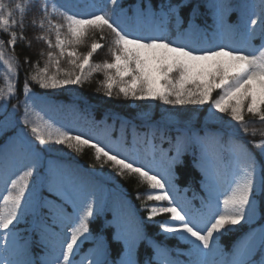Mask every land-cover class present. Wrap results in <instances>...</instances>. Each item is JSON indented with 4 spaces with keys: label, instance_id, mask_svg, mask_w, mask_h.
I'll use <instances>...</instances> for the list:
<instances>
[{
    "label": "snow or ice",
    "instance_id": "6c2138e0",
    "mask_svg": "<svg viewBox=\"0 0 264 264\" xmlns=\"http://www.w3.org/2000/svg\"><path fill=\"white\" fill-rule=\"evenodd\" d=\"M106 2L113 6L111 15L105 8L98 7L95 0H84V10L76 11H69L64 4H50L48 0L43 4L38 0H28L27 4L0 0V33L9 37L7 41L0 38L2 66L6 67L8 74L15 75L18 60L6 51L5 44L14 50L17 41L25 39L22 34L24 16L27 11L35 10L39 20L37 22L34 18L33 26H38L44 33L37 39L49 49L46 65L43 68L37 66L35 74L30 77L41 89L82 86L95 73L102 72L104 79L100 83L104 95L109 98L115 92L117 97L122 95L124 99L160 101L173 108L209 105L207 119L228 125L230 142L236 144L238 156H242L244 162L235 173L233 186L227 194L209 192L199 207L179 203L172 195L173 168L182 162L181 157L193 143L200 145L202 154L206 153L208 133L200 136L187 126L178 129V135L170 141V151L174 150L175 155L167 157L168 173L165 176L99 139L44 119L34 110L36 98L26 79L22 122L34 140L39 145L49 142L63 145L77 154H83L86 148L91 149L96 163L110 168L109 179L116 176L137 178L139 184L150 190L136 194L137 199L143 198L141 206L148 213L147 220L157 224L161 233L166 234L165 240L176 239L188 249L185 252L178 246H162L151 239L152 252L141 261L138 249L147 237L140 228L118 233L113 238L121 245L117 249L90 231V221L99 214L93 207L94 198L83 202L75 214L67 213L55 199L42 197L34 200L29 180L41 153L34 151L32 141L25 137L28 148L33 149L34 159L10 180L6 194L0 195V240L4 242L0 251L9 253L0 256V264H264V230L258 236L243 239L227 258L216 259L218 254L223 255L218 244L219 234L235 230L242 222L251 225L264 219V200L261 199L264 197V165H259L246 144L234 139L239 132L249 133L252 122L246 120V115L258 118L264 124V0H259V13L252 11L254 6L243 0H204L203 4L192 5L187 21L181 10L189 7L192 0H177L175 3L162 0L158 8L152 6V0H141L139 6H132L131 15L122 7L121 0ZM201 6L211 10L213 20L210 26L201 27L196 23ZM72 7L79 9L80 5ZM88 8L93 11H87ZM233 13H237L235 18H231ZM56 17L62 22H54ZM17 27L20 28L19 35ZM105 33L111 36L108 45L111 62L93 63L94 54L105 47L102 43L108 39ZM226 34L238 37L241 43L217 42ZM189 35H195L211 46L200 47L196 41L186 39ZM257 39L260 43L254 45L252 42ZM89 42L86 53L77 50ZM62 60L68 65L65 69L61 68ZM50 66L56 70L51 75ZM216 91L219 95L214 98ZM15 96L12 83H7L6 89H0V100ZM30 99L32 105H29ZM169 116L177 118L176 113ZM224 116L230 119L226 121ZM231 121L236 122L235 125ZM188 123L190 119L185 122ZM122 128L127 143L128 126L122 125ZM158 131L159 127L144 133L145 144L153 149ZM251 134L255 136L256 130L253 129ZM260 134L264 136V131ZM253 147L264 157V140L253 142ZM47 187L54 196L64 198L65 193L55 180L49 181ZM117 195L123 198V193ZM152 201L157 203H147ZM29 214L35 217L33 230L39 235L34 246H43V256L33 254L32 242L27 236H21L17 229ZM165 214L170 219L155 220ZM250 232L255 229L251 228ZM90 241L94 246L81 255L82 246ZM181 256L187 259H179Z\"/></svg>",
    "mask_w": 264,
    "mask_h": 264
},
{
    "label": "trees",
    "instance_id": "16d2710c",
    "mask_svg": "<svg viewBox=\"0 0 264 264\" xmlns=\"http://www.w3.org/2000/svg\"><path fill=\"white\" fill-rule=\"evenodd\" d=\"M5 3H24L28 0H4ZM45 0H38L43 4ZM68 6L69 11L84 10V0H48ZM162 0H152V6L158 8ZM173 3L177 0H172ZM204 0H192L189 7L181 10V14L187 21L188 14L192 5L203 4ZM254 7L251 9L259 13L261 11L259 0H243ZM98 7L105 8L111 15L113 6L107 4L106 0H95ZM141 0H121L122 7L131 15L132 6H139ZM79 4L80 8L72 7ZM87 11H93L88 8ZM237 13H233L231 18H235ZM17 13V19H19ZM34 18L39 20L35 10L27 11L24 16L23 41L18 40L13 50L7 44L5 49L8 53L15 55L19 67L14 76L7 73L6 67L0 62V89H6L7 83H12L16 89L15 98L0 100V194L6 193V188L10 185V180L16 178L26 166L32 162L33 149H29L27 140H31L35 146L34 151L41 153L39 163L34 169V175L30 178V189L33 199L39 200L46 198L56 200L69 214H75L82 203L93 199V207L99 213L95 219L90 221V231L94 236H102L104 240L111 245L113 249L121 247L113 238L118 233H127L136 228L145 232V239L138 249L139 259L142 261L147 253L152 252L150 240L154 239L162 246H178L185 252L188 249L186 244L176 239L165 240V235L161 233L160 228L154 222L147 220V211L141 205L142 199H137V192L150 191L146 185L139 184L137 178L116 176L109 179L110 168L101 167L94 160L91 149H85L83 154L71 152L63 145H55L51 142L46 145H39L34 140L28 129L25 128L22 118L24 116L23 85L25 80L32 89L35 96L34 110L46 120H51L56 126L63 125L66 128L76 132H81L87 136L99 139L110 147L138 159L141 163L154 168L162 175L168 173L167 157L175 155L174 150L170 151L172 145L170 141L178 135V129L189 127L200 136L208 133L207 151L202 154L200 145L193 143L181 157V163L173 168L172 195L176 197L179 203H190L196 207L201 205L202 200L208 196L209 192L214 195L221 193L227 194L232 185L235 173L243 164L242 156H238L239 149L236 144L230 142L231 129L227 124H219L207 119L206 110L209 105L194 106L184 105L173 108L170 105H164L160 101H135L124 99L123 96L114 95L109 98L104 95L101 83L104 79L103 73H95L91 79L82 86L73 85L59 89H41L39 85L31 80V75L35 74L37 66L43 68L47 63L46 53L48 46L41 40L39 35H43L38 26H33ZM212 14L210 9L203 6L200 8V14L196 17V23L201 27L212 24ZM54 22H62L59 17L54 18ZM185 23V27H186ZM18 35L20 28L16 29ZM108 39L102 41L105 47L98 50L93 56V63L108 60L111 62V56L108 52V45L111 39L110 34L105 33ZM0 38L5 41L8 36L0 33ZM54 42V35L51 37ZM99 39V33L96 34ZM187 40L196 41L200 47H210L200 41L195 35H189ZM224 44L241 43L240 39L234 38L230 34L223 37ZM258 45L259 39L252 42ZM90 48V42L78 47L80 53H86ZM53 51H55L53 49ZM44 55H41V53ZM27 59V63L25 60ZM68 65L65 60L61 61V68L65 69ZM55 67H49V74L55 73ZM99 89V90H98ZM219 91L213 93L217 97ZM33 102L30 99L29 105ZM170 113H176L177 118L173 119ZM216 115H221L217 113ZM34 118V117H33ZM246 120L251 121L249 133L239 132L235 137L237 141L247 145L248 150L256 156L259 165H264V157L259 154V149L253 147V142L264 140L260 133L264 131V124L259 122L258 118L246 115ZM187 125L186 121H189ZM230 118L224 116V120ZM167 121V122H166ZM232 125L236 122L231 121ZM122 125L128 126L127 143H125L124 131ZM159 127L156 133V139L153 143L156 145L153 149L146 145L144 133L154 131ZM116 129V132L113 129ZM256 130V135L251 134ZM215 137V139L213 138ZM218 141V142H217ZM258 165V167H259ZM114 176V173H112ZM55 180L60 186L61 191L65 193L64 198L60 199L48 191V182ZM123 193V198L117 194ZM79 195L85 196L83 200ZM264 200V197H261ZM155 204L157 202H147ZM166 204L167 202H160ZM169 215L158 216L155 220H168ZM35 217L31 214L25 216L17 226L21 236H27L33 244L31 251L33 254L43 256L45 250L43 246L35 247V242L39 239L37 232L33 230V221ZM141 221L144 223L142 224ZM254 228L255 232H250ZM27 230V231H25ZM264 230V219H258L251 225L242 222L237 225L235 230L224 231L219 234V248L223 255H217V260L225 259L229 254L236 250L239 243L247 236H258ZM2 235V233H0ZM23 241H21L22 243ZM4 246L3 240H0V248ZM94 246V242H86L82 246L81 255ZM9 253L0 251V256H7ZM79 259V257H77ZM163 259V257H161ZM179 259H187L181 256Z\"/></svg>",
    "mask_w": 264,
    "mask_h": 264
},
{
    "label": "rangeland",
    "instance_id": "374dc122",
    "mask_svg": "<svg viewBox=\"0 0 264 264\" xmlns=\"http://www.w3.org/2000/svg\"><path fill=\"white\" fill-rule=\"evenodd\" d=\"M4 194H6V193H4ZM4 194H0V195H4ZM84 197H85V196L79 195V199H80V200H83Z\"/></svg>",
    "mask_w": 264,
    "mask_h": 264
}]
</instances>
